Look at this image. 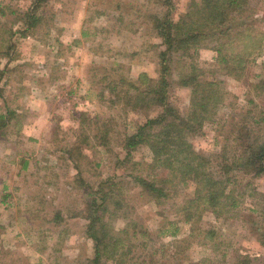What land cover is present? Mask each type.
Returning <instances> with one entry per match:
<instances>
[{
    "label": "rangeland",
    "instance_id": "1",
    "mask_svg": "<svg viewBox=\"0 0 264 264\" xmlns=\"http://www.w3.org/2000/svg\"><path fill=\"white\" fill-rule=\"evenodd\" d=\"M162 2L48 0L38 11L39 26L23 37L18 17L32 0H0V113L11 116L0 127V264H92L86 215L100 189L111 194L115 228L139 235L135 247L125 241V251L131 250L126 264L149 261L154 252L163 264H264V173L237 165L246 143L264 137V89L257 87L264 80V49L240 80L215 74L224 79L225 101L191 139L229 181L232 206L221 215L208 211L193 224L181 219L173 203L192 194L191 182L159 205L134 179L149 173L147 146L121 162L125 137L159 112L135 109L126 91L135 95L130 83L146 88L161 75L166 45L155 19L170 8ZM174 2L172 18L187 5ZM250 6L264 33V0ZM197 55L205 70H214V51L200 48ZM166 57L169 102L185 115L191 87L179 82L188 59ZM165 217L177 221V236L163 230Z\"/></svg>",
    "mask_w": 264,
    "mask_h": 264
},
{
    "label": "trees",
    "instance_id": "2",
    "mask_svg": "<svg viewBox=\"0 0 264 264\" xmlns=\"http://www.w3.org/2000/svg\"><path fill=\"white\" fill-rule=\"evenodd\" d=\"M47 1L32 0L31 7L18 17L23 24L20 29L23 37L39 26L42 14L38 11ZM163 1L162 4L167 3L170 8L162 17L156 16L155 19L166 45L160 52L163 65L161 75L146 88L135 82L130 83V88L136 91L135 95L126 91L128 102L133 101L135 109L147 105L154 109L158 107L159 112L155 117H148L134 133L125 137L123 146L126 155L121 162L125 164L130 161L133 152L139 147L149 148L152 154L151 161L147 163L149 173L146 176L135 175L134 179L159 205L169 200L180 185L193 183L192 194L173 203L181 219L193 224L201 221L208 211L219 216L224 207L232 206L229 181L211 169L209 159L195 149L191 140L202 133L207 122L215 120L225 101L224 79L215 74L221 72L224 77L240 80L255 55L264 49V33L256 26L255 10L250 6V0H186V9L175 18L171 17L176 5L174 0ZM5 13L2 11V14ZM8 47H13V44ZM200 48L211 49L216 53L214 70H205L197 62ZM174 53H180L188 59L187 69L179 82L180 85L191 87L190 106L185 115L169 102L170 65L166 64V56ZM141 76L149 82L146 74ZM257 87L263 90L264 80ZM115 89L116 86H113L112 91ZM10 118L9 111L0 113V127L6 125ZM260 122H264V113ZM246 149L245 157L237 163L238 167L254 175H262L264 137H256L252 143H246ZM99 194L90 201L86 215L89 220L87 234L94 240L92 264H104L108 260L126 264V257L131 250L125 251V241L130 240V246L135 247L132 240H138L139 235L132 238L128 228H115L111 218L118 214L109 209L111 194L101 189ZM164 221L169 226L163 230L177 236L180 230L177 221L166 217ZM139 229L141 235L148 233ZM260 240L264 245V233ZM140 264L163 263L154 252L150 254L149 261Z\"/></svg>",
    "mask_w": 264,
    "mask_h": 264
}]
</instances>
